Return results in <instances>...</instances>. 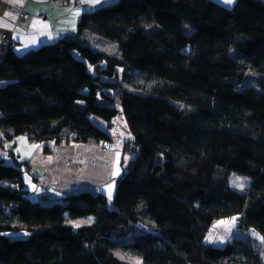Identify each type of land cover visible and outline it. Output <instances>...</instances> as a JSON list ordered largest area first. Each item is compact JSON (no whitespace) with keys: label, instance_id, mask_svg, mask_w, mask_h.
<instances>
[{"label":"trees","instance_id":"trees-1","mask_svg":"<svg viewBox=\"0 0 264 264\" xmlns=\"http://www.w3.org/2000/svg\"><path fill=\"white\" fill-rule=\"evenodd\" d=\"M77 29L118 53L77 36L21 55L8 46L0 134L106 143L96 121L120 109L122 171L111 198L40 202L23 180L29 163L0 156V264H129L116 248L141 264H264V0H117L84 12ZM232 172L250 178L244 191L230 188ZM225 218L243 235L214 246L209 228Z\"/></svg>","mask_w":264,"mask_h":264},{"label":"crops","instance_id":"crops-1","mask_svg":"<svg viewBox=\"0 0 264 264\" xmlns=\"http://www.w3.org/2000/svg\"><path fill=\"white\" fill-rule=\"evenodd\" d=\"M103 5L105 0H0V57L8 46L21 55L60 38L77 36L81 15ZM23 11L28 13L26 18L21 16ZM90 151L96 158L87 165ZM110 153L100 143L64 145L32 141L25 135L6 140L0 134V156L11 162L10 154H16L29 163L30 167L23 168V180L29 196L40 202L81 191L101 192L111 198L121 170L114 167L113 172ZM105 187L110 189L108 195Z\"/></svg>","mask_w":264,"mask_h":264},{"label":"rangeland","instance_id":"rangeland-1","mask_svg":"<svg viewBox=\"0 0 264 264\" xmlns=\"http://www.w3.org/2000/svg\"><path fill=\"white\" fill-rule=\"evenodd\" d=\"M116 1L117 0H105V4L112 5ZM215 1L227 7L232 6V4L234 3V0H215ZM80 39L84 41L85 43H88L92 48L98 51L104 52L106 54L114 55L118 53L116 44L107 41L101 36H97L90 32H86V34L82 35ZM104 79H106V77H104ZM113 79L114 78H111L110 80L113 81ZM252 81H249V82H252ZM121 86L125 88V90L131 91V92L138 91L126 84H122ZM96 122L99 123L101 126H103L104 131H106L108 135H110L111 137L110 141L106 143L103 142L100 144L103 145L106 149H108L111 152L110 157L108 159L110 160L111 166L113 167V172H116V170L122 171V167H123L122 165L124 164L123 151L127 143H130V134L127 130L126 123L122 116L121 110L120 109L118 110L117 115L113 118V120L110 123H108V125L107 123L101 120H97ZM62 144L68 145L69 143L67 144L62 143ZM96 144L98 143L96 142ZM99 157L100 155H98V158ZM94 158H96V155L91 153L90 151V153H88L87 165H91V163H93L92 161L94 160ZM80 159L78 158V161ZM100 160L102 159L100 158ZM102 163L104 162H101L100 164L102 165ZM107 165L108 164H106V166ZM114 167L116 170L114 169ZM116 174L117 173H115V175ZM249 183H250V178L245 175L232 172L229 176L228 184L230 188H233L240 192L244 191L249 185ZM105 191L108 195L110 189H107V187H105ZM91 221H92V217H86V218H82L79 220H75L74 223L79 225V223H82V222L89 223ZM67 222L73 224V221H70V219H67ZM244 234H247L250 236L251 242L255 246H258V247L261 246L263 239L259 236V234H256L255 232H252V231H249ZM242 235L243 233L239 232L238 228L235 227V220L230 221L229 219L225 218V219L216 220L211 225V227L209 228L208 234H207V239L214 246H223L226 240L231 238L232 236H242ZM114 252L118 257L128 262L129 264H141L139 256L133 255L126 250L116 248Z\"/></svg>","mask_w":264,"mask_h":264},{"label":"built area","instance_id":"built-area-1","mask_svg":"<svg viewBox=\"0 0 264 264\" xmlns=\"http://www.w3.org/2000/svg\"><path fill=\"white\" fill-rule=\"evenodd\" d=\"M21 16L24 17V18H26V17L28 16V13L23 11V12H21ZM1 37H2L3 39L6 38L5 35H1Z\"/></svg>","mask_w":264,"mask_h":264}]
</instances>
